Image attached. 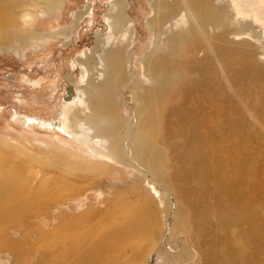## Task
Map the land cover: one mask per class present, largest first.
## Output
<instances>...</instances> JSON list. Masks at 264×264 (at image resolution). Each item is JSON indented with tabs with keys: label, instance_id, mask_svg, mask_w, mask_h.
<instances>
[{
	"label": "rangeland",
	"instance_id": "374dc122",
	"mask_svg": "<svg viewBox=\"0 0 264 264\" xmlns=\"http://www.w3.org/2000/svg\"><path fill=\"white\" fill-rule=\"evenodd\" d=\"M154 1L0 0V23L15 20L9 48L0 46V140L35 157L23 167L30 186L69 187L27 229L95 228L118 209L113 198L149 195L147 234L129 241L143 256L137 264H264V0H214L223 21L191 31L196 21L181 13L162 32ZM120 2L127 18L117 29ZM113 63L123 72L114 84L120 161L112 137L91 147L74 130ZM151 93L162 102L148 148L140 137ZM75 95L85 105L70 103ZM98 162L101 175L74 169ZM0 264L13 256L0 252Z\"/></svg>",
	"mask_w": 264,
	"mask_h": 264
},
{
	"label": "bare ground",
	"instance_id": "6f19581e",
	"mask_svg": "<svg viewBox=\"0 0 264 264\" xmlns=\"http://www.w3.org/2000/svg\"><path fill=\"white\" fill-rule=\"evenodd\" d=\"M120 3V7L114 10L113 16H111L112 19L107 17L109 20H112V24L117 29L126 24L127 18L123 5L124 3ZM55 6L56 4L50 1L49 9L53 10ZM153 6L156 10V14L152 24L158 32H162L165 25L173 19L171 16H178L181 13L186 14L185 17H181L182 21H184V19L196 21L189 29L191 31H200L206 24L215 25V23L217 24V22L223 21L226 15V12L223 11L224 9L215 7L214 0H155ZM79 17H81V15ZM177 22L179 21L177 20ZM185 22L189 24L188 21ZM14 23L15 20L11 17L0 23V35L2 37L0 46L5 45L8 47L10 45L12 37L6 34L5 28ZM125 28L127 27L125 26ZM179 36L180 37L176 38H179L180 40L178 41L180 42L183 36ZM115 58L118 61L122 60L119 55ZM100 61L105 62L103 57ZM109 68V80L111 82H107L106 80L95 85L94 92L91 94L95 101L93 104V112L87 119H82L78 114L79 120L76 125L74 124V130L83 137L85 142L89 141L90 144L88 146L91 147H93V145L98 147L101 146L103 143L102 137H112V152L114 153L112 154V158L118 159V157L121 158L118 149V134L121 129V119L119 114H117V112L120 111V109H118L119 106H117V103L114 101L116 95L114 84L118 82L116 85H119V81L121 82L122 80L120 77L123 72L121 70H116L118 67L115 63H113L112 68ZM155 89L156 85L153 83L150 90L152 91ZM165 89L166 88H164V90ZM69 92L73 93V89L70 88ZM77 92L80 93L81 90ZM151 94L152 95L148 97L147 104L149 106H146L147 112L151 115V118L148 116L147 122L145 120L147 124L145 125L146 129L143 133V138L138 135L143 142L147 143L149 146L148 148L154 145L153 133L157 123V114L159 113L162 102L160 100V95L156 93ZM157 96H159V99ZM83 99L84 98L81 96L77 97L75 95L70 103L75 106L79 104L85 105ZM78 109L80 110V108ZM74 114H77V111L74 112ZM28 122H32L31 117H28ZM91 130H93L92 133H90ZM144 137L146 138L145 140ZM91 143L93 145H91ZM154 150L152 152H154ZM104 156L106 158L105 154ZM108 157L107 155V158ZM33 158L35 157L31 155L28 150H24L22 145L17 146L9 141L0 140L1 253L12 255L13 264H27L29 258H33L32 256H35V264H137V262L143 260V256L138 252V245L136 244L134 247L133 242L129 241L134 238H141L147 234L148 217L152 210L151 206L153 205L152 198L149 195L139 198L138 202H130L123 196L118 200L113 198L112 203L117 206L118 209L115 212L107 213L102 225L98 227L93 226L95 228L78 230L79 232H75L72 230L75 229V227H73L75 223L72 222L74 224L70 227L68 226L69 228L67 229L65 228L67 226L62 225L53 228L50 232H45V228L41 229V227H33L31 230L27 229V226L29 227L31 223L30 219L33 218L38 220L37 218H40L41 214H44V210L47 208L46 206H48L49 202H52V197H63L65 196L64 194L67 195L65 191L69 189V187H66L55 190L43 182L40 183V185L37 184L38 186L35 187H32V185L30 186V182L25 176V169L23 167L24 164L34 162L35 159ZM118 161L120 160L118 159ZM104 164L106 163H89L87 164L89 166L84 165L81 167H74V169L77 171L82 170L96 176L103 174L100 172V168L102 166L104 168ZM120 203L122 204L120 205ZM84 217L86 216H80L81 219ZM81 219H78L79 222H81ZM8 228L21 232L20 238L14 240L11 239V236H7L5 231ZM33 234H36L34 237L35 242L25 250V243L29 242V238ZM76 236L78 238H76ZM54 242H61V246H59V248L56 247L57 245L55 246ZM131 249L133 251L132 254L126 255L127 250L131 252Z\"/></svg>",
	"mask_w": 264,
	"mask_h": 264
}]
</instances>
